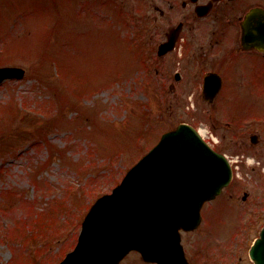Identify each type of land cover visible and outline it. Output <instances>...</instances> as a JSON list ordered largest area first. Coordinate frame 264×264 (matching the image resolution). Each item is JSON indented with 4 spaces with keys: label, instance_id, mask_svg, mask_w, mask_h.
<instances>
[{
    "label": "rangeland",
    "instance_id": "374dc122",
    "mask_svg": "<svg viewBox=\"0 0 264 264\" xmlns=\"http://www.w3.org/2000/svg\"><path fill=\"white\" fill-rule=\"evenodd\" d=\"M82 3L0 0V66L26 69L0 84V264H59L90 205L181 122L209 128L234 157L256 158L240 162V177L203 209L202 228L183 234L191 263L254 264L249 247L264 223V69L262 80L235 84L212 104L189 82L165 94L177 67L151 50L143 15L129 28L109 12L85 16ZM121 264L151 263L132 252Z\"/></svg>",
    "mask_w": 264,
    "mask_h": 264
},
{
    "label": "water",
    "instance_id": "95a60500",
    "mask_svg": "<svg viewBox=\"0 0 264 264\" xmlns=\"http://www.w3.org/2000/svg\"><path fill=\"white\" fill-rule=\"evenodd\" d=\"M164 52L162 45L159 54ZM24 75L22 67H0V83ZM219 87L220 81H206L205 98L213 101ZM232 178L227 158L192 125L181 123L162 135L111 194L95 202L77 246L61 264H119L131 250L158 264H190L180 231L198 227L204 202ZM250 256L255 264H264V226Z\"/></svg>",
    "mask_w": 264,
    "mask_h": 264
},
{
    "label": "flooded vegetation",
    "instance_id": "af4514ba",
    "mask_svg": "<svg viewBox=\"0 0 264 264\" xmlns=\"http://www.w3.org/2000/svg\"><path fill=\"white\" fill-rule=\"evenodd\" d=\"M82 12L94 19L109 12L122 17L128 27H135L133 19L142 14L151 50L158 51L163 44L165 52L159 57L167 66L177 67L172 76L169 74L172 84L164 93L168 94V88L175 92L178 85L189 82V90L205 94L208 79L220 81L216 94H232L231 86L263 78V0H83ZM156 36L160 38L156 40ZM223 141L219 139L215 147L219 152H225Z\"/></svg>",
    "mask_w": 264,
    "mask_h": 264
}]
</instances>
